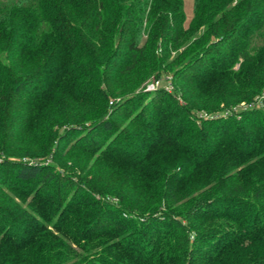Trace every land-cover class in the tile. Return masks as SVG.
Returning <instances> with one entry per match:
<instances>
[{
	"label": "trees",
	"instance_id": "obj_1",
	"mask_svg": "<svg viewBox=\"0 0 264 264\" xmlns=\"http://www.w3.org/2000/svg\"><path fill=\"white\" fill-rule=\"evenodd\" d=\"M261 64L264 0H0V264H264Z\"/></svg>",
	"mask_w": 264,
	"mask_h": 264
},
{
	"label": "rangeland",
	"instance_id": "obj_2",
	"mask_svg": "<svg viewBox=\"0 0 264 264\" xmlns=\"http://www.w3.org/2000/svg\"><path fill=\"white\" fill-rule=\"evenodd\" d=\"M185 10H186V13H187V17L188 19L191 18L192 16V10H193V0H185ZM183 47L180 48V52L183 51ZM179 52V53H180ZM177 53H178V50H173V51H170V55L172 57V59H175L177 57ZM240 67V63L237 64L235 66V69H238ZM133 78H126L125 79H122L123 81H121L119 85H122L123 82L124 83H127V82H133L134 80L136 79H133ZM261 82L264 83V65L261 64ZM100 81H99V85H100ZM159 85H164V89L166 91H170L174 88V82L172 80H168V82L164 81V80H159V81H155L153 80L152 81V78L150 80H148L147 82H145L144 84L141 85V87L139 88V90H143L144 92H151V91H154L156 90V88L159 86ZM263 89L261 88V98H259L260 96H257L254 98V101H251V105L254 104L255 102H258V100L262 99L263 98ZM125 94H130L129 92H126ZM177 96L179 97L180 99V96H181V93L179 92V94H177ZM122 97V96H120ZM112 100V99H110ZM182 104H184L183 101H181ZM233 106H236L234 107V112H236L235 109L239 110L241 108H245L247 105H249L250 103H247L245 101H241V102H235V103H231ZM228 105V104H227ZM250 105V106H251ZM224 107V105H220L219 108H214L212 110H215L213 112H216L217 114H222L221 112V109ZM228 111H231V110H228ZM233 111V110H232ZM83 110H80L78 113H82ZM135 112V111H134ZM77 113V112H76ZM204 115L206 116V118H211V116L208 114H206L204 112ZM91 123H87L86 125H90ZM97 141H102L101 138ZM82 145V144H81ZM99 145L100 147H105L106 145L102 144L101 142H99ZM98 145V146H99ZM97 146V150L99 149V147ZM99 155V154H98ZM91 159V157H90ZM90 159H87V160H90ZM58 163L65 169V171L68 172V174H71L72 176H74V174H77L79 175L81 173V167H79V165H77V163L71 159V158H62L58 161ZM180 162H175L174 163V166L172 168H177V166L179 165ZM89 168L90 172L86 175V177L89 179V180H92L94 177H97L99 178V168H91L90 167H87ZM173 169V170H174ZM84 174V173H83ZM85 175V174H84ZM171 177V178H170ZM184 176L182 174H179L178 171L176 170L171 176H168V178L166 179V182L169 183L172 187L177 185L178 182H180V180L183 178ZM164 181V180H163ZM178 181V182H177ZM202 184H205L204 181L200 180V179H197L196 177L193 178V180L191 181V184L188 186V188H186V193L185 195L187 196L186 199L188 198H192L193 196L197 195L198 193L204 191L207 187L205 186H202ZM9 196L13 195L15 197V201L16 202H20L19 199L14 195V194H9ZM12 197V196H11ZM13 197V198H14ZM97 198H99V195H96ZM23 208L26 206L25 203H23Z\"/></svg>",
	"mask_w": 264,
	"mask_h": 264
}]
</instances>
